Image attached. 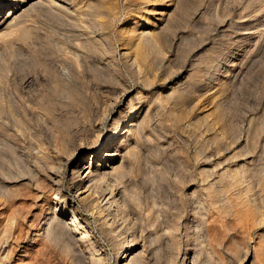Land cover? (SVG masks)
Segmentation results:
<instances>
[{
    "label": "rangeland",
    "instance_id": "1",
    "mask_svg": "<svg viewBox=\"0 0 264 264\" xmlns=\"http://www.w3.org/2000/svg\"><path fill=\"white\" fill-rule=\"evenodd\" d=\"M18 7L0 26V264H264V0Z\"/></svg>",
    "mask_w": 264,
    "mask_h": 264
},
{
    "label": "bare ground",
    "instance_id": "2",
    "mask_svg": "<svg viewBox=\"0 0 264 264\" xmlns=\"http://www.w3.org/2000/svg\"><path fill=\"white\" fill-rule=\"evenodd\" d=\"M16 2L18 4V6H21L25 2V0H16ZM18 6H16V7L13 6L4 16H2V14H0V26H2L3 24L6 26H9V24H11V22H12L11 18H14V15H16V12L19 8ZM7 32L8 31L5 30L2 32V34L4 33L6 36L10 33V31L8 33ZM15 32H17L16 34H18V35H23L22 34L23 33L22 28L15 30ZM3 36L4 35H1V37H3ZM125 119L127 120L128 127L127 128L124 127L122 129L117 130L113 135L108 137L102 143L101 147L96 151V153H98L95 156V158H98L96 160L97 164L94 165L92 162H89V163L84 164V166H82L81 170L83 169L84 178H87L86 180L88 181V183H89V181L92 180L93 176L95 177L96 174L99 175L98 173L100 170H102V169L105 170L106 168H109V167L113 168V166H111L110 162H106V164H103V162H104L103 159L105 157H107L109 155V153H111V151L115 148L116 145L123 143L127 139V137H129L132 134V130H133L134 126L136 125L135 110H131ZM122 122H123V120H122ZM121 156H122V154H120L119 151L112 152L110 155V158L108 160L109 161L112 160L111 163H113V162H116ZM87 192H88V189H87ZM131 255H132V253H129V249L127 251H125L123 257L120 259V263L124 262L123 264H130Z\"/></svg>",
    "mask_w": 264,
    "mask_h": 264
}]
</instances>
